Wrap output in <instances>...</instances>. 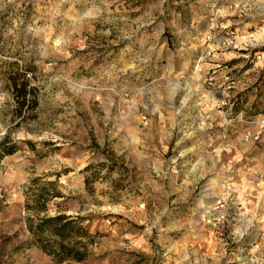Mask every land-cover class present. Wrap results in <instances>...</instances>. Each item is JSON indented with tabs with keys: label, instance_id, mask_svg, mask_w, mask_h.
<instances>
[{
	"label": "rangeland",
	"instance_id": "374dc122",
	"mask_svg": "<svg viewBox=\"0 0 264 264\" xmlns=\"http://www.w3.org/2000/svg\"><path fill=\"white\" fill-rule=\"evenodd\" d=\"M1 133L0 264H264V0H0Z\"/></svg>",
	"mask_w": 264,
	"mask_h": 264
},
{
	"label": "trees",
	"instance_id": "16d2710c",
	"mask_svg": "<svg viewBox=\"0 0 264 264\" xmlns=\"http://www.w3.org/2000/svg\"><path fill=\"white\" fill-rule=\"evenodd\" d=\"M13 91L19 101L18 109L22 114L25 106H28L30 100L28 95L31 88L26 80H22L18 84L14 79L12 82ZM19 147L15 142L0 141V160L5 156L18 151ZM83 217H74L67 214H58L52 217L40 218L37 224L31 225L30 230L36 238V243L40 247L54 256L57 263L67 260L83 261L88 257L87 245L83 238L93 239L96 234L91 232L83 222ZM74 239L76 245L70 246L65 240Z\"/></svg>",
	"mask_w": 264,
	"mask_h": 264
},
{
	"label": "built area",
	"instance_id": "2783aa9c",
	"mask_svg": "<svg viewBox=\"0 0 264 264\" xmlns=\"http://www.w3.org/2000/svg\"><path fill=\"white\" fill-rule=\"evenodd\" d=\"M231 42H233V40H231Z\"/></svg>",
	"mask_w": 264,
	"mask_h": 264
},
{
	"label": "water",
	"instance_id": "95a60500",
	"mask_svg": "<svg viewBox=\"0 0 264 264\" xmlns=\"http://www.w3.org/2000/svg\"><path fill=\"white\" fill-rule=\"evenodd\" d=\"M0 135H2V133Z\"/></svg>",
	"mask_w": 264,
	"mask_h": 264
}]
</instances>
